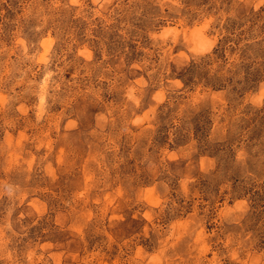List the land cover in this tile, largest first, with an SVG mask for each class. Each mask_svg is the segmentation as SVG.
I'll use <instances>...</instances> for the list:
<instances>
[{
    "label": "rangeland",
    "instance_id": "374dc122",
    "mask_svg": "<svg viewBox=\"0 0 264 264\" xmlns=\"http://www.w3.org/2000/svg\"><path fill=\"white\" fill-rule=\"evenodd\" d=\"M0 264H264V0H0Z\"/></svg>",
    "mask_w": 264,
    "mask_h": 264
}]
</instances>
